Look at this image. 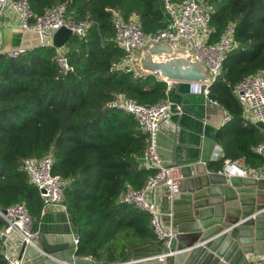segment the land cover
<instances>
[{
  "label": "trees",
  "instance_id": "16d2710c",
  "mask_svg": "<svg viewBox=\"0 0 264 264\" xmlns=\"http://www.w3.org/2000/svg\"><path fill=\"white\" fill-rule=\"evenodd\" d=\"M60 3L75 21L90 24L85 37L73 35L66 43L67 69L59 67L51 47L15 58L0 55V210L24 204L37 231L45 203L22 163L51 153L52 175L66 182L62 205L77 235L76 256L97 264L123 263L134 248L158 244L148 215L118 200L127 186L141 189L154 170L141 169L147 134L133 115L110 103L123 95L151 106L166 99L167 84L156 75L113 68L125 53L113 42L112 18L116 11L125 20L135 15L142 31L152 34L168 25L169 16L163 0H28L36 15ZM207 3L212 8L208 42H217L234 23L237 43L208 88V98L230 116L215 134L224 157L209 165L222 170L225 159L242 158L256 169L263 160L252 148L264 136L243 120L231 89L264 72V0ZM4 225L0 217V229ZM2 248L0 242V264H8Z\"/></svg>",
  "mask_w": 264,
  "mask_h": 264
},
{
  "label": "built area",
  "instance_id": "2783aa9c",
  "mask_svg": "<svg viewBox=\"0 0 264 264\" xmlns=\"http://www.w3.org/2000/svg\"><path fill=\"white\" fill-rule=\"evenodd\" d=\"M163 1L169 16V23L164 29L152 34L142 31L135 15L125 20L119 12H114L112 18L113 42L125 53V57L114 64L113 68L132 71L137 76L145 75L147 73L137 72L134 68L133 63L136 62L137 54L153 45L170 44L175 49L189 53L194 61L206 67L209 82L194 84L193 91L208 95V88L221 75L227 55L237 47L234 40L235 24L229 23L219 40L209 43L212 8L208 5L207 0H182L178 4H173L169 0ZM12 15L18 16V25H14L11 18L9 19V16ZM89 26L90 24L86 21H75L69 13L66 3L47 7L40 15H36L31 11L28 0H0V29L15 28L21 33L36 35L40 39V46L52 48V37L62 27L69 29L72 35L83 38ZM28 50L31 49L18 48L4 51L0 48V55L15 58ZM55 51L59 67L67 69V48L64 46L55 49ZM231 91L240 106L243 120L251 125L264 124V72L259 71L244 77L232 87ZM110 107L133 115L142 131L147 134L144 165L146 169L154 170V174L146 180L141 189L135 190L127 186L118 200L120 203L133 206L146 213L158 245L167 248L174 233L170 226L162 220L158 198L154 194L160 187H163L167 193H176L180 174L177 168L165 166L159 159L156 154L155 138L162 124L173 113L181 114L182 108L180 106L173 107L166 100L151 106L140 105L123 95L117 96L110 103ZM252 151L262 157V165L259 168L251 169L245 165L242 158L233 161L226 160L224 167L234 175L264 179V142L254 146ZM52 164L53 157L49 153L40 159H25L22 169L27 174L29 183L38 189L39 195L45 203L44 208L56 205L65 210L62 200L66 182L59 176L52 175ZM5 210V214L0 212V217L5 223L0 229V237H5V241L2 243V255L8 264H21L10 251V241L12 237H17L19 245L21 243L31 244L35 235L32 229L33 222L24 204H14ZM73 243L76 249L77 238L73 240ZM249 264H264V254L253 256L249 260Z\"/></svg>",
  "mask_w": 264,
  "mask_h": 264
},
{
  "label": "water",
  "instance_id": "95a60500",
  "mask_svg": "<svg viewBox=\"0 0 264 264\" xmlns=\"http://www.w3.org/2000/svg\"><path fill=\"white\" fill-rule=\"evenodd\" d=\"M72 36L69 29L60 28L52 37V48L64 47ZM138 64L142 72L165 83L209 82L203 64L170 44L147 48ZM168 167L179 170L177 192L163 190L157 200L162 220L174 236L167 248L158 244L134 248L121 264H249V256L264 254V179L234 175L225 167L211 172V166L199 159L173 158ZM196 242L199 245L190 249ZM16 259L21 264H94L76 256L71 232L40 230L31 244L21 243Z\"/></svg>",
  "mask_w": 264,
  "mask_h": 264
},
{
  "label": "crops",
  "instance_id": "0c3cea01",
  "mask_svg": "<svg viewBox=\"0 0 264 264\" xmlns=\"http://www.w3.org/2000/svg\"><path fill=\"white\" fill-rule=\"evenodd\" d=\"M14 25L19 24L16 15L9 16ZM40 39L36 35L21 33L15 28L0 29V48L4 51L18 48L33 49L40 46ZM179 50V49H176ZM140 53L137 54L139 57ZM159 79V78H158ZM166 101L182 108L181 114L173 113L161 126L155 138L156 154L165 166L171 161L184 159H199L200 163L209 165L218 162L224 157L222 144L216 141V132L230 120L229 114L216 102L202 93H195V83H166ZM264 136V124L255 125ZM264 142V141H263ZM241 159V158H239ZM229 159H225L224 162ZM223 162V167L225 166ZM145 161L143 160V165ZM246 165V164H245ZM222 167V169H223ZM211 172L221 171L211 167ZM163 187L155 191L154 196H162ZM71 232L73 240L77 238L70 219L65 210L59 206L44 208L37 231ZM209 238L207 241H212ZM11 253L16 258L20 248L19 239L12 237L10 241ZM199 245L196 242L193 249ZM189 251V250H188ZM255 255L249 256V260ZM94 264H97L94 262Z\"/></svg>",
  "mask_w": 264,
  "mask_h": 264
},
{
  "label": "rangeland",
  "instance_id": "374dc122",
  "mask_svg": "<svg viewBox=\"0 0 264 264\" xmlns=\"http://www.w3.org/2000/svg\"><path fill=\"white\" fill-rule=\"evenodd\" d=\"M32 35H33V34H32ZM68 48H71V47L68 46ZM139 56H140V55H139ZM138 60H139V57H138V58L136 57V62H134L133 65H134L135 70H136L137 72H140L141 70H140V68H139Z\"/></svg>",
  "mask_w": 264,
  "mask_h": 264
}]
</instances>
